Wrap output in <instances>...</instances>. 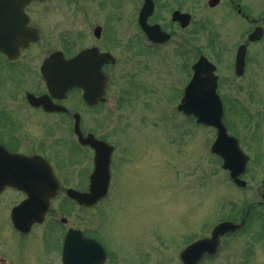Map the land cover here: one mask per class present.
I'll use <instances>...</instances> for the list:
<instances>
[{
    "label": "flooded vegetation",
    "instance_id": "obj_1",
    "mask_svg": "<svg viewBox=\"0 0 264 264\" xmlns=\"http://www.w3.org/2000/svg\"><path fill=\"white\" fill-rule=\"evenodd\" d=\"M152 1L153 11L141 26L143 0H139L131 21L133 34L129 38L138 49L135 63L144 72L151 60H155L156 50L173 41L176 29L187 33L192 21L191 16L186 27L171 19L168 24L159 23L155 16L156 1ZM98 7H102L101 3ZM22 11L25 18L24 42L6 51L0 49V264H117V251L111 250L109 247H113L93 231L91 212L111 193L113 184L117 182L115 161H121L117 153L124 132L117 129L108 131L105 120L109 89L123 72L122 59L118 60V54L129 46V40L123 41V15L119 9L115 18L108 22L105 13L100 11L97 17H101V22L90 21L97 17H93V13L76 0H30ZM79 12H84V16L79 17ZM237 13L249 22L250 30L232 47L227 65L229 73L226 75L220 73V55L216 60L210 58L196 44L189 45L184 34L179 42L183 48L180 54L167 50L164 57H168V61L174 57L171 63L176 66L167 70L169 84L180 87L175 103L183 95L194 64L202 57L215 67L216 91L222 102H226V96L220 89L227 86L225 89L230 97L232 88L236 87L235 79L241 80L242 77L246 78V96L252 98L253 81L247 70L251 47L264 41V12L258 19L241 9ZM155 24L168 33L166 40L155 41L147 32ZM256 26L261 28L260 36L250 40L248 35ZM200 33L201 28L193 31L196 39ZM241 44L245 46V54L239 68L242 73L236 76L237 47ZM82 51L86 52L82 62L74 63L71 72L74 83L86 87L87 99L80 85H69L63 80L53 83L59 62L74 60ZM104 54H108L106 60ZM145 56H149L147 61ZM118 64H122L119 70L116 69ZM116 100L120 102L121 96L118 95ZM180 116L194 119L192 115L180 113ZM96 119L98 121L94 124ZM77 132L87 142L81 143ZM100 142L111 147L107 169L102 171V177L106 172L108 174L107 190L93 203L78 201L75 195L91 192L95 146ZM260 198L258 203L264 207V190ZM248 205L251 206V202ZM43 209L40 218H32ZM245 220L246 217L238 229L221 235L215 251L205 252L197 264L215 257L224 239L239 232ZM261 232L264 237V223ZM207 235L209 233L199 238ZM190 241L193 239L185 242L182 248ZM190 258L192 253L187 252L182 259L180 256L179 262L187 263ZM145 262L138 264H149Z\"/></svg>",
    "mask_w": 264,
    "mask_h": 264
},
{
    "label": "rangeland",
    "instance_id": "obj_2",
    "mask_svg": "<svg viewBox=\"0 0 264 264\" xmlns=\"http://www.w3.org/2000/svg\"><path fill=\"white\" fill-rule=\"evenodd\" d=\"M76 1L93 17L104 12L108 22L120 9L125 25L123 41L128 42L139 0ZM155 1L157 22L168 24L169 13L175 8L189 12L192 21L187 33L176 29L173 41L156 50L155 60L145 72L135 63L138 49L131 40L118 54L123 72L109 89L105 123L108 131L124 132L117 153L121 161H115L117 182L111 193L92 209V229L117 251V264H180L178 252L185 242L209 233L221 219L243 214L248 202L257 201L247 209L241 230L224 239L220 252L202 264H264V207L258 203L264 190V41L250 49L247 71L253 81L252 98L246 96L245 77L235 79L230 97L227 86L220 89L226 96L228 132L250 156L242 176L247 183L243 188L229 181L220 159L209 150L215 130L196 125L176 110L180 87L169 84L167 71L175 66L171 63L174 57L170 61L164 57L167 50L182 52L179 42L184 34L189 45L196 44L210 58L216 60L220 55V73L226 75L232 47L250 30L249 22L233 6L239 5L244 13L258 19L264 12V0H217L213 6L207 0ZM100 18L90 21L101 22ZM195 28H201L197 39Z\"/></svg>",
    "mask_w": 264,
    "mask_h": 264
},
{
    "label": "water",
    "instance_id": "obj_3",
    "mask_svg": "<svg viewBox=\"0 0 264 264\" xmlns=\"http://www.w3.org/2000/svg\"><path fill=\"white\" fill-rule=\"evenodd\" d=\"M29 0H0V49L8 50L16 47L23 40V26L25 19L22 14V7ZM217 0H209L208 5L213 6ZM152 11V1L144 0L141 9V24L144 25L146 16ZM181 14L178 11L173 12V19H179ZM187 17L188 15L185 14ZM152 38L162 41L167 38V35L160 31L159 26L155 25L150 28ZM259 32L257 29L251 34V38L257 37L255 34ZM86 52H81L74 60H67L63 64L60 63L55 72L57 75L54 81L63 80L67 84H73V75L71 66L74 63L82 62ZM213 65L206 59H200L194 66V75L186 86L184 96L181 99L178 109L186 114H193L197 117V122H202L206 125L216 128V137L211 145V151L219 155L222 159V167L229 170L230 177L239 185H245L239 176L245 171V165L248 156L238 146V141L235 137L229 136L222 122V105L215 93L216 78L212 75ZM96 69L93 68V71ZM79 70H77L78 72ZM62 74V75H61ZM100 82V81H99ZM74 84L82 86L83 84L75 82ZM64 86V85H63ZM65 88V86H64ZM85 98H88L87 92H84ZM81 142H85L84 138L79 134ZM96 153L94 157L95 169L91 184V192L89 194H77L75 199L81 202L92 203L103 196L106 192L108 174L102 177L103 169H107L108 155L111 147L104 142H100L95 146ZM99 175V178L97 177ZM42 214V212H41ZM237 224L226 221L221 222L212 230L211 237L197 240L189 245L188 251L194 253L195 258L188 264H195L202 252L212 251L217 244L218 236L225 232L234 230Z\"/></svg>",
    "mask_w": 264,
    "mask_h": 264
}]
</instances>
